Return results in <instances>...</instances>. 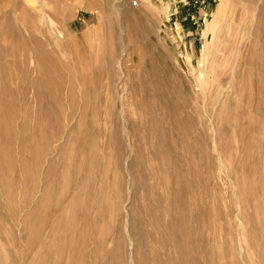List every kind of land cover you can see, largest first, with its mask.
I'll use <instances>...</instances> for the list:
<instances>
[{"label":"rangeland","instance_id":"1","mask_svg":"<svg viewBox=\"0 0 264 264\" xmlns=\"http://www.w3.org/2000/svg\"><path fill=\"white\" fill-rule=\"evenodd\" d=\"M39 7L52 42L0 71V264H264V0H0L1 48L10 17L42 37ZM224 11L242 35L210 64ZM111 45L125 82L95 58ZM42 49L76 85L39 106L13 64Z\"/></svg>","mask_w":264,"mask_h":264},{"label":"bare ground","instance_id":"2","mask_svg":"<svg viewBox=\"0 0 264 264\" xmlns=\"http://www.w3.org/2000/svg\"><path fill=\"white\" fill-rule=\"evenodd\" d=\"M43 1H47V0H43ZM246 1L249 2V1H252V0H246ZM143 3L146 6L147 5H152V0H143ZM49 4H50V2H49ZM112 8H114V10L116 9V7H112ZM38 9L39 10H37V11L33 10L30 13L28 11V8H25V12L23 14L22 19L26 20L27 18H29L32 21H35L37 19L38 20H42L44 24L42 26H40V27H36V30L42 34L41 38H36L33 34H31L32 32H29L27 30V28H25V27L19 28L17 26V23H16L14 17L8 18L9 30L18 39V45L16 47L12 48V49H9V48H6V47H3V48L0 47V59H4L6 61L5 63L0 64V71H3V70L7 69L10 66V62H9V60H6V58H8V57H17V56H20V55L23 57L24 54H26V53H24V51H26V49L29 46L31 47V49L43 48L45 45L50 44L52 42V38H51L52 37V32L50 30L49 25H52L55 21H58L61 18L59 19L58 18L59 15H57V14L52 15L51 13H48V12L39 13L41 7H39ZM229 13H230L229 11L228 12L224 11L222 14L219 13L217 19L215 21H213L212 23H208L207 26H206V30H207V32H210L212 34V38L211 39H206V42L204 44V50H203V59H205V58L208 59L210 64L214 62V60L217 57V55L222 52L223 48H225V40L226 41L228 40V42L232 41V39L231 40L228 39V37H227L228 35H229V38L232 37L233 40L235 38H237V37L240 38L241 35H242L238 31L235 33V31L233 32V30H232L229 34H227L224 31V22L227 20V18L229 16H231V14H229ZM65 15L63 14V18L65 17ZM245 16H246V12L244 10L241 11V17H240L239 20L240 21L244 20ZM1 32H3V30ZM0 36H1V33H0ZM222 41H224V42H222ZM116 51L117 50L111 45L108 49H106L105 53L101 52L100 54L97 55V57L95 56V58L98 61L100 59L103 60V63H102L103 66L102 67H103V69L107 70L108 74L114 75V76L115 75H119V80L120 81L121 80L122 81H124V80L126 81V73L122 70L121 66H122L123 58L127 55V53H124V49H123V51H122L123 53L120 54V55H117ZM52 53L53 52H51L48 49H45V50L42 49V52H40V55L38 57H36L34 59H28L27 61L25 59L24 60H18V61H15L16 64H13L22 74L21 75L22 77L20 76L21 78H19V81L21 82V84L23 86V89L29 88V90L31 91V94H32L30 96L31 99L35 100L38 103L39 106H42V104H41L42 101H44L45 105H49L50 104V100L53 97L54 91L62 89V88H65V87L66 88L68 87L70 89V91H72L74 89V86L76 85V79H72V78H70V77H68L66 75V68L61 63V61H63V59L62 58L59 59V57L54 58ZM61 56L63 58H65V60L67 59V56H66L65 53L63 55H61ZM229 57H230V55H229ZM187 61H189V60H187ZM42 62H46L48 65H44ZM75 67H78V66H75ZM190 69H191V67H190ZM54 73H57L58 75L54 76ZM67 73H68V71H67ZM77 80H78V78H77ZM200 82H201V84H202V86L204 88H206L208 86V84L210 83V76L207 74V72L202 73V78H201ZM90 88H92V87H90ZM204 100H205V98H204ZM41 113H42L41 111H38L37 115L39 116V115H41ZM54 145L55 144H53V146ZM48 158L49 157H47V159ZM42 159H40V160H42ZM99 162H101V161H99ZM43 167H44V165H43ZM126 172H128V171H126ZM129 175H128V177H129ZM127 181H129V179ZM21 182H22V180H21ZM127 183H129V182H127ZM127 194H129V193H127ZM120 196L121 195H119V197ZM56 201H58V198L56 199ZM58 205H59V203H58ZM30 209H31V207H30ZM19 217H20V215H19ZM124 219H125L126 224H127V226L125 227V229H126L125 236H126V239L131 241V232H130V227L128 226V225H130L129 224V211L127 210V208L125 206H124ZM9 222H10V220H9ZM12 225H14V224H12ZM132 251H133L132 243L129 242V257H128V260H129L130 263H131V258H132L131 257Z\"/></svg>","mask_w":264,"mask_h":264},{"label":"built area","instance_id":"3","mask_svg":"<svg viewBox=\"0 0 264 264\" xmlns=\"http://www.w3.org/2000/svg\"><path fill=\"white\" fill-rule=\"evenodd\" d=\"M143 0H129L130 4L134 7H137L139 6L141 3H142ZM206 0H184L185 4L186 5H194L196 6L197 3H204ZM188 11V10H187ZM189 16H192V13L191 12H187L185 17H189Z\"/></svg>","mask_w":264,"mask_h":264},{"label":"crops","instance_id":"4","mask_svg":"<svg viewBox=\"0 0 264 264\" xmlns=\"http://www.w3.org/2000/svg\"><path fill=\"white\" fill-rule=\"evenodd\" d=\"M208 33V32H207ZM207 36H208V34H207Z\"/></svg>","mask_w":264,"mask_h":264}]
</instances>
